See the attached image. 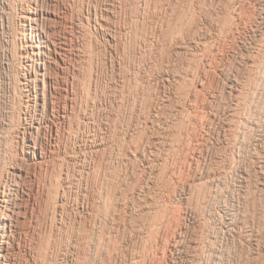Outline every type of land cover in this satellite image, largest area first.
<instances>
[{
  "label": "rangeland",
  "instance_id": "1",
  "mask_svg": "<svg viewBox=\"0 0 264 264\" xmlns=\"http://www.w3.org/2000/svg\"><path fill=\"white\" fill-rule=\"evenodd\" d=\"M263 16L0 0L10 264H264Z\"/></svg>",
  "mask_w": 264,
  "mask_h": 264
},
{
  "label": "bare ground",
  "instance_id": "2",
  "mask_svg": "<svg viewBox=\"0 0 264 264\" xmlns=\"http://www.w3.org/2000/svg\"><path fill=\"white\" fill-rule=\"evenodd\" d=\"M33 7V6H32ZM24 16V15H23ZM264 17V16H263ZM261 22V21H260ZM262 23V22H261ZM260 30V29H259ZM264 41V40H262ZM198 46V45H197ZM263 46V45H262ZM253 60V59H251ZM26 76V75H25ZM28 84V83H27ZM32 99V98H31ZM36 102V101H35ZM36 106V105H35ZM84 114V113H83ZM233 114V113H232ZM27 124V123H26ZM34 126V125H33ZM37 127V126H36ZM49 129V128H48ZM55 135V134H54ZM45 139V138H44ZM59 141V140H58ZM56 144V143H55ZM53 145V144H52ZM40 147V146H39ZM54 148V147H53ZM54 150V149H53ZM56 154V153H55ZM49 156V154H48ZM32 158V157H31ZM49 160V159H48ZM48 163V162H47ZM28 164V163H27ZM85 166V165H84ZM20 167V166H19ZM43 167V166H42ZM26 170V168H25ZM2 174V173H1ZM6 179V178H5ZM2 180V179H1ZM1 183V182H0ZM14 183V182H13ZM18 186V185H17ZM62 186V185H61ZM24 191V190H23ZM23 193V192H22ZM65 194V193H64ZM17 197V196H16ZM10 199L7 197H2L0 199V227L3 230L4 235L8 236L13 231V222L12 217L14 214V205L10 206ZM22 201V200H21ZM82 206V205H81ZM16 207V206H15ZM233 213V212H232ZM21 215V214H20ZM237 219V218H236ZM20 221V220H19ZM20 223V222H19ZM17 224V223H16ZM228 225V224H227ZM19 226V225H18ZM22 228V227H20ZM248 230V229H247ZM236 231V230H235ZM234 232V230H233ZM250 234V233H249ZM249 236V235H248ZM249 239V238H247ZM8 240V239H7ZM12 246V245H11ZM10 246V248H11ZM98 250V249H97ZM11 253V252H10ZM9 247L7 246V242L3 239L0 240V264H10L8 259ZM10 257V256H9ZM20 263V262H18Z\"/></svg>",
  "mask_w": 264,
  "mask_h": 264
}]
</instances>
